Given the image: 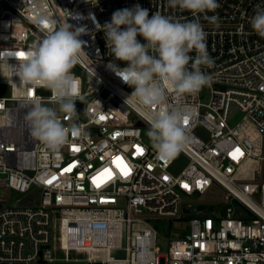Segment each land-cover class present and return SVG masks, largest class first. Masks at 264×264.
<instances>
[{
  "label": "built area",
  "instance_id": "1",
  "mask_svg": "<svg viewBox=\"0 0 264 264\" xmlns=\"http://www.w3.org/2000/svg\"><path fill=\"white\" fill-rule=\"evenodd\" d=\"M90 2L48 0L54 19L87 29L72 88L77 123L88 137H70L53 151L30 135L25 120L31 99L50 103L52 94L17 76V54L43 33L33 22L31 0H0V86L9 88L0 95V264H264V37L249 24L264 0H218L219 7L207 13L218 17V26L204 14L170 8L167 0ZM137 3L150 15L198 20L214 60L203 68L209 85L192 94H169L170 104L188 109L191 137L170 159L145 138L141 110L124 103L133 89L108 63L126 62L110 54L94 23L103 25L114 11ZM116 157L131 169L128 175L121 174ZM105 169L111 178L94 180ZM216 184L222 189L220 206L183 200L203 196ZM32 186L24 199L6 204L4 192L25 193ZM183 204L191 210L189 230L161 251L155 220L187 215ZM119 251L124 256L114 255Z\"/></svg>",
  "mask_w": 264,
  "mask_h": 264
},
{
  "label": "clouds",
  "instance_id": "2",
  "mask_svg": "<svg viewBox=\"0 0 264 264\" xmlns=\"http://www.w3.org/2000/svg\"><path fill=\"white\" fill-rule=\"evenodd\" d=\"M31 2L33 22L43 36L19 57L17 76L22 84L44 87L51 92L50 103L54 106L33 98L25 120L30 135L56 151L70 137L80 140L88 137L84 127L77 123V97L72 88V69L86 53V41L81 37L87 34V29L68 23V19H54L48 0ZM167 3L170 8L187 10L194 16L204 14L209 23L219 25L217 16L207 15L219 7L218 0H167ZM70 16L80 18L79 13ZM89 16L94 18L92 13ZM94 23L97 30L103 31L110 54L115 60L126 62L123 67L114 61L108 63V68L133 89L124 103L143 113L148 125L146 135L159 156L175 157L191 140L186 128L189 111L170 104L169 94L196 93L211 83L210 75L203 71L214 64L207 51L203 26L196 19L182 22L159 11L150 15L149 9L138 3L114 11L111 20L103 25L95 20ZM249 24L264 37V4L255 7ZM62 115L70 122H62Z\"/></svg>",
  "mask_w": 264,
  "mask_h": 264
},
{
  "label": "rangeland",
  "instance_id": "3",
  "mask_svg": "<svg viewBox=\"0 0 264 264\" xmlns=\"http://www.w3.org/2000/svg\"><path fill=\"white\" fill-rule=\"evenodd\" d=\"M9 94V88L6 86H0V95H8ZM47 103V102H44ZM49 106H54L51 103H48ZM239 115V114H237ZM148 128H144V136L146 139H149L146 135V131ZM196 132L201 135L205 136V130L202 127H198L196 129ZM184 164L183 157L179 156L176 160V166L179 168ZM35 190V187H31L30 190H28L25 193L17 192L12 189L7 190L2 194V196L6 200V204H14L17 199H24L25 196ZM221 187L216 184L214 189L209 193L199 196L198 194H192V195H186L184 197V201L190 202L194 205H210V206H220V200L222 199L221 195ZM180 214V213H179ZM155 225L157 227V246L161 251H166L168 242L171 238H175L178 236H181L184 232H187L189 230V224L188 220L182 216V218L179 217H172V216H163L158 217V219L155 220ZM114 255L116 256H124L123 251L116 252ZM79 256H84V254L79 253Z\"/></svg>",
  "mask_w": 264,
  "mask_h": 264
},
{
  "label": "snow or ice",
  "instance_id": "4",
  "mask_svg": "<svg viewBox=\"0 0 264 264\" xmlns=\"http://www.w3.org/2000/svg\"><path fill=\"white\" fill-rule=\"evenodd\" d=\"M17 55L20 57H23L24 52H20ZM186 123H187V121H186ZM138 151L142 153L143 150L138 147ZM236 152L239 153V149H237ZM114 163L118 164L120 171H121V174L126 176L130 173L131 169L126 165V163L123 161L122 157H116L114 160ZM105 174H106V176H105ZM111 176H112V173H111L110 169H105L102 173H100L98 175V177H95L94 180H98L100 177H105L106 179H110Z\"/></svg>",
  "mask_w": 264,
  "mask_h": 264
},
{
  "label": "water",
  "instance_id": "5",
  "mask_svg": "<svg viewBox=\"0 0 264 264\" xmlns=\"http://www.w3.org/2000/svg\"><path fill=\"white\" fill-rule=\"evenodd\" d=\"M182 211H183L184 214H189V213L191 212L189 205H188V204H183V205H182ZM192 212H193V213H196L197 210L194 208V209L192 210Z\"/></svg>",
  "mask_w": 264,
  "mask_h": 264
},
{
  "label": "trees",
  "instance_id": "6",
  "mask_svg": "<svg viewBox=\"0 0 264 264\" xmlns=\"http://www.w3.org/2000/svg\"><path fill=\"white\" fill-rule=\"evenodd\" d=\"M263 170H264V163H263ZM263 177H264V175H263ZM183 217H185L188 220L190 216L189 215H184Z\"/></svg>",
  "mask_w": 264,
  "mask_h": 264
},
{
  "label": "crops",
  "instance_id": "7",
  "mask_svg": "<svg viewBox=\"0 0 264 264\" xmlns=\"http://www.w3.org/2000/svg\"><path fill=\"white\" fill-rule=\"evenodd\" d=\"M187 215H189V214H187Z\"/></svg>",
  "mask_w": 264,
  "mask_h": 264
}]
</instances>
